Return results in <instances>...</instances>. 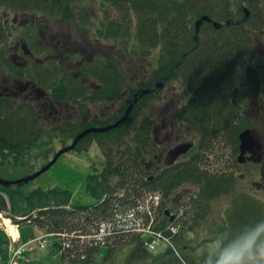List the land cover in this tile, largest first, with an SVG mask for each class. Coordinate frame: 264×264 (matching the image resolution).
<instances>
[{"label": "trees", "instance_id": "1", "mask_svg": "<svg viewBox=\"0 0 264 264\" xmlns=\"http://www.w3.org/2000/svg\"><path fill=\"white\" fill-rule=\"evenodd\" d=\"M45 1L47 2L40 3V0H0V8L10 7L27 11V4L36 2L42 11L49 10L53 13L65 14L72 4L87 2V0ZM107 1L110 2L111 7L115 8L113 20L116 21L117 18L128 21L134 19L135 35L141 43L145 46L157 44L163 48V54L166 53L170 56L164 70L167 71L186 53L183 60L171 71L169 76V78H173L180 75L185 90H187L189 97L187 108L182 110L187 113L189 121L199 129L202 138L207 135L209 138L218 140L223 133L220 131L225 130L228 135L229 133L232 134L228 136L229 138L234 135V139L231 138L230 140L234 144H238L239 128L242 127L239 124V115L241 114L228 104L225 107V104L229 103L230 100L225 91L227 92L231 88V85H227L228 81L238 79L243 68L261 83L263 81L261 91L264 90V72H261L262 69L260 68L264 66V52L255 50V47H258L257 50H261L258 46L259 42L264 43V0H237V2L235 0ZM243 1H246L248 5H242ZM102 2L103 4L108 3L106 0ZM245 6L249 7L250 15L243 23L226 22L222 26L216 27L211 21L204 20L198 31V44L194 48L196 44V21L200 16L208 14L220 21L237 20L244 15ZM4 11L2 14L0 12V16L4 14ZM119 24L120 26L117 27L116 24L114 27L112 23L105 29L110 30L111 27H114L117 35V32L124 29L123 24L120 22ZM90 27L102 29L94 25H90ZM101 34L107 35L106 33ZM250 51L255 52H252L247 58V52ZM158 61H162L160 56ZM160 66L162 67L163 63H160ZM156 76L157 70H154L152 76L140 80V85L150 86ZM152 94H143L134 105L128 119L121 125L107 131L91 132L82 138L84 140L88 137L92 141L93 139L90 137L95 135L106 136L110 133H117L115 134L116 138L124 135L120 145H125L117 150L116 158L106 159V164L102 172L99 173L100 175L95 173L89 175L88 188L94 197H103L100 202L91 206H78L76 208L71 204L72 191L68 188L61 186L28 188L31 181L7 185L0 183V210L10 209L13 216L15 214H28L32 217L33 225L42 228L43 231H67L72 236L80 232L92 233L94 227L102 223L114 222L108 230L109 232L102 236L104 239H99L96 243H93L94 240L90 244L81 242L75 236L71 241V246L62 249L59 264H93V256L98 252L102 253L103 247L105 251L102 259L106 261L114 255L116 249L123 243L131 244L130 247H132L128 261L138 257L152 256L150 264H201V256L195 253L196 246L192 245L185 237L186 231L199 225L209 212L210 201L216 197L214 194L225 192L227 188L225 181L227 184L232 183L234 177L227 182L226 178L224 180L223 172L210 174L206 168L200 165L202 162L198 158L200 154L193 153L188 160L178 162L170 167L167 166L166 169L149 179V173L144 170V158L154 150L155 140L152 134V123H150L151 119L148 114L144 113L145 111L140 113L144 109H138L139 115L135 109L146 102ZM135 114L136 116H134ZM120 116L121 114L119 116L116 114L114 118L108 121H103L102 118L99 123L104 125L114 122ZM18 119L21 120L15 122L7 118L4 124L0 126V130H2L0 138L4 146L0 148V162L11 167H24L27 164V160H24L25 155L32 149H27L23 145H28L27 147H31L30 144L33 143L38 145V141L34 142L32 138L37 137L39 139L38 135H42L39 130L31 128L30 120ZM76 127L77 129L72 132ZM136 127H138L137 130ZM81 128L83 126L80 128L77 125L68 126L71 136L76 134L75 132L78 134ZM59 130L62 132L61 128ZM129 133H131V137L133 136L134 145L125 138V134ZM65 135L69 138L68 133ZM228 137L224 138L228 139ZM63 142H65L64 139ZM43 143L46 144L45 141ZM79 146L77 144L74 149H83V146ZM89 146L90 144L87 143L86 148ZM122 162H127L126 166H122ZM115 175L118 180L113 183L110 178ZM182 184L183 186L198 185V190L188 193L187 201L182 203L183 212L178 217L176 214L181 210L175 211L176 218L173 220L177 230L170 233L167 223H165L169 221L168 216H165L164 213L162 217L157 215L156 218L152 219V216L157 211L161 212L160 208L163 209L169 204L171 209L177 207L176 204H173L172 199ZM159 191L163 194L160 208L151 204V208L148 209L145 206V196L148 193L151 195ZM33 211H35L34 216ZM259 217V215H255L242 218L240 214V219H247L248 222L250 218L255 221ZM139 221H142L143 224L137 226ZM150 223H152L154 230L160 229L161 234L164 232L170 237L168 247L163 252L154 253L149 247V241L151 242L156 232L152 233L141 228ZM242 224L233 222L232 228L229 229L231 235L235 234V229L240 228ZM222 231L225 234L226 230L223 225ZM55 244L58 247L63 246L57 240ZM84 252L89 256L80 258Z\"/></svg>", "mask_w": 264, "mask_h": 264}, {"label": "rangeland", "instance_id": "2", "mask_svg": "<svg viewBox=\"0 0 264 264\" xmlns=\"http://www.w3.org/2000/svg\"><path fill=\"white\" fill-rule=\"evenodd\" d=\"M102 1L103 0H87V2H82L84 5L81 3H74L65 14L53 13L49 10L42 11L40 8H38L39 4H37L36 2H30L29 4H27V11L16 10L10 7L0 8L1 14L6 9L4 11V14L0 16V25L2 27V30L0 31V50L4 48L3 51H0V62L2 61V59L6 62V57L11 60L12 54H14L15 50H17V48L15 49L16 44L18 45V47H20L21 43L24 42L26 43V45L23 47H26L33 51H38V53H43L42 50H44V52H48L47 49H41L39 48V46L37 47V45L33 43L35 38L40 35L41 31L36 28L38 25H34L35 21L27 20L33 14L31 12H35L36 22L40 24L41 29L48 28V31L50 30V28L53 29L54 32L52 31V33L54 42L55 40L61 38V36L70 37V39L72 40H69V42H76V38L81 40V32L84 30L87 31L86 36L89 35L92 39H97L99 37L98 46L103 48L106 47L104 46L105 44L110 43L111 37H113L115 33L112 32V34L108 38H103L100 34L106 33L108 35L110 33V30L112 31L113 29L115 31V25L117 24V27L120 26V22L123 24L124 29H122L120 32H117L116 35L117 45L115 49L117 57L115 61H117V68L119 69L117 85L118 92L120 93V102L116 103L118 108L115 114H117L118 116L119 114L122 115L125 108L128 106L129 101L134 98L136 92L141 90L142 87H150L161 79V77L166 72V70H164V67L166 66L170 56L164 53L161 56L162 61H158L160 53L163 52V48L161 46H157V44L151 46L143 45L135 35L136 25L135 21H133L134 19L128 21L127 19L123 20L117 18L116 21L113 20L112 18H115V8L109 5V1L106 0V2L108 3L105 4H103ZM235 2H237V0H235ZM242 5L248 4L246 1H243ZM93 14L94 16L91 17ZM38 16H42V18H39ZM4 18L7 19L5 22H3ZM2 22L4 25L2 24ZM109 22H111V24L113 23L114 27H111L110 30H106L105 28L109 27ZM90 25L100 26L102 29H94L90 27ZM201 26L202 24L200 25V27ZM36 31L37 33L34 35ZM97 34H99V36ZM18 40L20 41V43H18ZM258 46L261 50H257L258 47H255V50L264 52V43L259 42ZM20 48L22 50V47ZM252 52L255 51L247 52L246 57L249 58ZM28 62L29 63L26 67V72L33 74L34 77L39 81L37 75L39 74L40 69L38 67H34L31 59L28 60ZM160 63H163L162 67L160 66ZM44 65H51V61L49 60L44 62ZM260 68L262 69L261 72H264V66ZM36 70H38V72ZM154 70H157V76L155 77L153 82H151L153 84H151L150 86H141L140 80H143L144 77L152 76L154 74ZM169 76L170 73L165 80L167 82L164 87H158L154 90V92H150V94L153 93L152 96H149L147 101L142 103V106L140 105L135 110L138 111V109H144L141 110L140 113L145 111L144 113L148 114L149 118L151 119L150 123H152L153 130L154 126L157 127L162 125L163 119H166L165 122L167 125H169V127H166V129L164 128V131L156 132V134L154 135L162 138L163 133L169 130L168 137L162 142H166L165 148L166 146L167 148H172L177 144L183 142H189L192 140L196 141L194 148L189 151V153L183 154L180 157V160H188V158L191 157L192 152L197 154L199 153L200 156L198 158L202 160L200 165L203 168H206L210 174H217L221 172L224 173L223 169L227 168L229 160L233 159L231 155L232 150L230 149L231 146L234 145V143L230 139H234V135L229 138L228 136L232 134L229 133L228 135V132L224 130L220 131L223 133L218 138V140L216 138H209V136L207 135L202 138L200 131H198L199 129H197L196 126L191 121H189L187 113L182 110L187 108V101L189 97L187 90H185L186 88L181 80V76L178 75L173 78H169ZM53 79L56 81V77L51 78L48 80V84H50ZM258 81L260 80L252 76L250 72L246 71L243 68L239 73L238 79H236L235 81L234 79L228 81L227 85H231V88H229L227 92L225 91V93H227V96L230 98V100L229 103L225 104V107L228 104V106H232L234 110L239 111V113L243 115V117H241V115L238 114L240 116L239 124L240 126H242L241 128H239V134L242 130L251 128L255 132V134L258 135V137H264V90L260 91V89H257L256 86L259 83ZM58 84L59 83L54 82V87L56 88ZM63 90H65V87L62 89V91ZM76 93L77 92H75V94ZM84 93L85 91L82 92L81 95H83ZM84 95L88 96L87 94ZM76 96L78 99L79 96L77 94ZM124 97H127L125 101L123 100ZM89 104L93 105L94 103ZM94 105L98 106L97 104ZM15 106L16 107H13L6 112V114L11 116L12 120L17 122L21 120L18 118H25V120L31 119V117H25L26 113L31 114L29 106H23L21 108H17L19 106H17V104H15ZM134 116H136V114ZM243 118L244 120H241ZM55 119L53 120V122L55 121ZM4 122L5 119H1L0 125L4 124ZM48 125H50L48 133L51 134L52 140L50 142L52 144L50 145L52 146V149L47 150L43 143L47 139L45 133H43V136L38 135L39 139L37 137L32 138L34 142L38 141V145L37 143H35L37 146L35 147L34 143L30 144V146H33V148L29 153L27 152L28 154L25 155L24 160H27V164L24 165V167L22 166L12 168L9 165L7 166L2 164V166H5L2 169L6 171L3 173L6 178L14 179L16 177H20L33 172L34 170L40 168L46 162H48L52 158L54 152H56L60 147H64L65 145L72 142L73 136L75 134L71 136L72 134L69 131H66L69 135V138H67L65 137L67 136L65 135L67 133L63 134L58 128H56L60 126L59 124L58 126L55 122L53 125ZM59 128L62 129V127ZM135 129L137 130L138 127H136ZM115 134L117 133H110L106 136L91 135L92 137H90V139H93L92 141H90L88 137L87 139L85 138L82 142L79 143L80 146H83V149L78 150L75 148L64 152L51 167L47 168L46 171L44 170L43 173L34 178L28 184V188H32L35 186L43 188L61 186L72 191L71 204L73 207L77 208L78 206H91L96 204L99 201V198L94 197L88 188L89 175L95 172H101L106 164V159L110 157L116 158L115 153L117 152V150L125 145H120V143H122L124 135L116 138ZM132 137L131 133L125 134V138L127 139V141L129 140V143H132L134 145L135 143ZM224 137H228V139ZM63 139L65 142H63ZM87 143L90 144L88 148H86ZM126 164L127 162H123V165ZM250 166L252 167L250 168ZM248 167L251 170L241 169L240 172L245 173V177L240 176L237 172L238 175L234 179L235 187L232 188V190L235 192H220L218 193L219 195L214 192V197H216L211 199L210 201L211 204L207 216L203 220H201L196 228L186 231V239L192 245L196 246L195 253L199 256H201V253L203 252L206 246V242L209 238L223 233V231L221 232L222 225L226 223L225 221L228 220V215L232 213L234 206H241V217L247 218L244 217L247 215L243 216L242 210H244V208H246V206H248L249 204L250 206L253 205L251 204V202L246 200L240 192L244 190L245 193L243 194H245L247 198H250V200L252 199V194L256 192V189L255 187H248V182H250V180H254V178L257 176L256 173L260 172L261 170L260 167H257L256 165H249ZM117 180L118 178H116V176L110 178V181H112L113 183ZM183 184L180 186L181 188L178 189L175 195V201H172L173 204L177 205V207L175 206L170 210L169 208H167L169 214H167V210L165 211V209L163 208V210L161 211L162 213L160 212L158 214L162 217V214L164 213L165 216L169 217V221H166L165 223H167V227L168 230H170V233L177 230V226L174 224L173 219L178 217L180 213L183 212L182 203H185L187 201L188 193L198 190V185L189 184L188 186H183ZM221 188L223 187L221 186ZM257 193L259 194L260 192ZM247 194L251 196H248ZM179 209L181 211H179V213L176 214L175 217L174 213ZM10 211L11 210L8 209L7 211L1 212L4 216H13ZM239 213L240 211H236L235 213L238 214L236 215L237 220L235 222L236 224H242L243 221V224L240 226V228L235 229L236 232L244 225L252 221L251 218L249 222L246 221L247 219H240ZM17 215L18 214H15L14 216L16 217ZM255 215H258L257 212ZM171 216H173V219H171ZM12 222L13 224H16L14 219L12 220ZM16 227L18 231H16L15 228V232H17L18 234L15 235V238L19 240L18 242L20 244L24 243V246L29 252V256L27 258L21 259L18 264H28V262L31 261H33L35 264H59L60 252L56 250V237L48 236V244L42 246L41 243L36 241L34 238L36 234L40 233L37 227L32 224H23L22 228L21 226L17 225ZM8 232L9 231L5 229V227L4 232H1L2 243L0 245V264L10 263V260L8 259V252H12L18 246V242L16 241V239H10V237L8 236V234L10 233ZM149 232L155 233L151 228L149 229ZM67 233L66 235L69 237ZM92 234L94 235V233ZM224 235H231L230 230L226 229ZM86 237L88 238L89 236L86 235ZM169 240L170 237L163 232L162 235H155L154 237H152L151 242L153 243V245L152 247L149 245V247L154 253L163 252L167 249ZM151 242L149 241V243ZM170 243L172 244V242ZM130 246L131 244L123 243L116 249L114 255L106 261L102 259L105 251V248L103 247L102 253L98 252V254L96 253V255L93 256V264H150L152 262V256H146V258L138 257L133 259L132 261H128V256L131 253L130 249L132 248Z\"/></svg>", "mask_w": 264, "mask_h": 264}, {"label": "flooded vegetation", "instance_id": "3", "mask_svg": "<svg viewBox=\"0 0 264 264\" xmlns=\"http://www.w3.org/2000/svg\"><path fill=\"white\" fill-rule=\"evenodd\" d=\"M31 13L33 14L27 20L35 21L34 25H38L36 28L41 31L40 35L35 38L33 43L41 49H47L48 52L42 50L43 53H38V51L23 47L26 45L24 42L21 43L20 46L22 47V50L16 44L15 49L17 48V50L12 54L11 60L6 57L5 62V60L2 59L0 62V120H6L7 118L11 119V116L6 114V112L7 110L16 107L15 104H17V106L19 105L17 108L29 106L31 114L24 113L25 117H31L30 122L32 129L42 132V136L43 133H45L47 137L45 140V147L47 149H52V146L50 145L52 144L50 142L52 140L50 138L51 134L48 133L50 125L48 124L53 125L56 122L57 125H60H58L59 127H62V133L65 134L66 131H69V125L75 126L74 124H76L79 128L83 126V128H81L82 131L93 125H103L99 123V120L102 118L103 121H108L116 116L115 113L118 108L116 103L120 102L117 85L118 69L117 61H115L117 57L115 49L117 45V37L115 31L112 29L110 35L113 32L115 33V37H111L110 43L104 45L106 46L105 48L98 46L99 37L97 39H92L89 35L86 36L87 31L84 30L81 32V40L76 38V42H69V40L72 39L67 36H61V38L54 42L52 33L53 29L50 28L49 31L47 30L48 28L41 29L40 24L36 22L35 12ZM38 17L42 18V16ZM6 20L7 19L4 18L3 22ZM36 33L37 31L34 35ZM99 34L97 35L99 36ZM100 35L103 38H108L110 36L105 34ZM18 43H20L19 40ZM3 49L4 48L0 51H3ZM30 59L33 62L34 67L40 69V75H37L39 81L33 74L26 72V67L29 63L28 60ZM49 60L51 61V65H44V62ZM36 71L38 72V70ZM55 77L56 81L53 79L50 84H48V80ZM54 82L59 83L56 88L54 87ZM258 82L259 83L256 87L261 91V82ZM64 87L65 90L62 91ZM84 91V94H87L88 96H85L84 94V96L81 95ZM75 92H77L76 94L79 96L78 99ZM126 98L127 97H124L123 100L125 101ZM89 103H94L98 106L94 104L90 105ZM54 119L55 121L53 122ZM165 121L166 119H163L162 125L153 127L154 130L152 129V132H154V135L156 132L164 131V128L166 129V127H169ZM59 127L56 128L59 129ZM76 129L77 127L72 130V132ZM75 133L76 136L77 132ZM168 133L169 130L163 133L162 138L153 135L155 140V145L153 146L154 150L152 153H148L144 158V170L151 175V178H153L156 173L158 174V172L166 169L167 166L169 167L170 165L168 163L170 156L168 152H170L171 148L169 147V149L167 146L165 148L166 142L162 143L168 137ZM1 134L2 130H0V135ZM258 138H260L259 141L261 147L254 152H245L243 154V161H240L239 159V153L241 152L240 141H238V144L231 146L230 150H232L231 155L233 159L229 160L227 168H224L223 170L224 180L226 178L228 182L233 177L235 179L238 174L245 177V173L240 172L241 169L251 170L248 167L249 165L260 167L261 170L256 173L257 176L254 180L248 182V187H255L256 189V192L252 194V201L243 194L245 193L244 190L240 193L253 205L250 206L249 204L246 206V208L251 209V217L255 216L257 212L260 216L259 219H261L264 218V137L259 136ZM73 140L74 138L72 141ZM81 141H83L82 138L78 140L77 144ZM2 144L3 142L0 138V148L4 147ZM34 145L37 147L36 144ZM27 146L28 145H26L27 149L33 148V146ZM193 148L194 146L189 151ZM189 151L184 154L189 153ZM191 154H193V152ZM182 155L183 154L179 155L177 158V163L180 161ZM2 164H0V166L2 168L5 167L2 166ZM251 167L252 166H250V168ZM12 168L17 167L14 166ZM4 172V169H1L0 173L2 174ZM225 187H227L225 192H235L232 190V188L235 187L234 180L232 183L228 184L225 181ZM257 192H260V195ZM240 207L241 206H234L232 213L228 215V220L223 224L225 230L232 228L233 222L237 220V214H235L236 211L241 212Z\"/></svg>", "mask_w": 264, "mask_h": 264}, {"label": "water", "instance_id": "4", "mask_svg": "<svg viewBox=\"0 0 264 264\" xmlns=\"http://www.w3.org/2000/svg\"><path fill=\"white\" fill-rule=\"evenodd\" d=\"M250 14V9L246 6L245 7V15L242 16V18L237 19V20H232V19H228L226 21H220V20H216L212 17H210L208 14H203L202 16H200L197 21H196V45L198 43V31L200 29V25L202 24V22L204 20H208L211 21L216 27H220L222 26L224 23H240L243 21H245L248 16ZM186 53L183 54V56L180 58L179 61H177L175 64H173L166 72L165 74L161 77L160 80H158L156 83H154L152 86L150 87H146V88H142L141 90H139L138 92L135 93V96L133 98V100L128 104L124 114L115 122L111 123V124H107L104 126H91V127H87L85 128L83 131H81L77 136H75V140L69 145L66 146L64 148H61L60 150H58L54 157L48 162L46 163L44 166H42L40 169L34 171L33 173L20 177V178H16V179H7L4 178L3 176L0 175V183L7 185V184H13V183H19V182H28L34 178H36L38 175H40L41 173L44 172V170L46 171L47 168L51 167L56 160L58 159V157L72 149L77 141L83 137L84 135H86L87 133L91 132V131H105L108 130L110 128L113 127H117L119 126L121 123H123L129 116V113L131 112L135 102H137L139 96H142L143 93H150V92H154V90L158 87H164L165 83H166V79L168 77V74L175 69L181 62V60H183V57L185 56ZM240 139V150L241 152L239 153V159L240 161H243V154L247 151L250 152H254L256 151V149L261 147V143L259 141V139L257 138L255 132L251 129V128H246L244 130H242L239 134V138ZM194 142L193 141H189V142H183V143H179L176 146H174L173 148H171L169 153V160L168 163H172L174 162L179 155L186 153L192 146H193ZM166 213L168 214L169 211L167 210ZM171 219H173V216H171ZM0 245H1V233H0Z\"/></svg>", "mask_w": 264, "mask_h": 264}, {"label": "clouds", "instance_id": "5", "mask_svg": "<svg viewBox=\"0 0 264 264\" xmlns=\"http://www.w3.org/2000/svg\"><path fill=\"white\" fill-rule=\"evenodd\" d=\"M201 264H264V218L244 225L235 234L209 238Z\"/></svg>", "mask_w": 264, "mask_h": 264}, {"label": "built area", "instance_id": "6", "mask_svg": "<svg viewBox=\"0 0 264 264\" xmlns=\"http://www.w3.org/2000/svg\"><path fill=\"white\" fill-rule=\"evenodd\" d=\"M158 198H159L158 195H155V200L158 201ZM0 217H3L2 212H0ZM13 225L16 227V225L18 226V223L13 224ZM149 229H150V227L148 226L147 230H149ZM154 232H156V235L157 236L158 235H162L160 232H157V231H154ZM92 233H94V235ZM92 233L83 234V235H80V237H81L82 240H84V239L87 238L86 235H88L89 237L87 238V242L89 244H90V242L92 240H94L93 243H96V241H98L99 239H102L103 238L101 236V233H99L96 229H93V232ZM62 234L66 235L65 232H63ZM45 242H46L45 239H41L40 240V243H41L42 246L45 245ZM149 245L152 247L153 243L151 242V243H149ZM69 246H71V240L64 241V247H68L69 248ZM23 250H24V247L23 246H20L17 249H15L14 252H12L13 254H12V257H11L10 264H18V259L21 256ZM85 256H86V253L84 252V254L82 255V257H85Z\"/></svg>", "mask_w": 264, "mask_h": 264}, {"label": "bare ground", "instance_id": "7", "mask_svg": "<svg viewBox=\"0 0 264 264\" xmlns=\"http://www.w3.org/2000/svg\"><path fill=\"white\" fill-rule=\"evenodd\" d=\"M45 2H47V1H45V0H40V3H45ZM86 16V15H85ZM94 16V14L91 16V17H93ZM108 25L110 26L111 25V22H109L108 23ZM98 27V26H97ZM162 54H163V52L162 53H160V57L162 56ZM257 136V138H258V135H256ZM258 139H260V138H258ZM243 211V216L244 215H247V216H251V212H250V209H248V208H244V210H242ZM247 216H244V217H247ZM114 223V222H113ZM112 222H108V225H111L112 226V224H113ZM0 224H2V226L3 227H5V229H7L8 231H9V233H11L14 237H15V235H17L18 233L17 232H15V226L12 224V221H11V219L8 217V216H6V217H0ZM122 224V223H121ZM143 224V222L142 221H139L136 225L137 226H140V225H142ZM16 231H18L17 230V228H16ZM113 231V230H112ZM111 231V232H112ZM73 252H75V251H73ZM80 258H81V256H80Z\"/></svg>", "mask_w": 264, "mask_h": 264}]
</instances>
